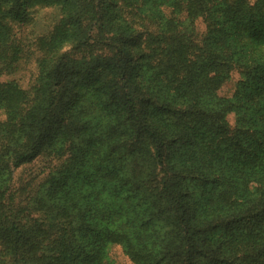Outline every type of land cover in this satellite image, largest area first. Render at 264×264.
I'll list each match as a JSON object with an SVG mask.
<instances>
[{"label": "trees", "instance_id": "trees-1", "mask_svg": "<svg viewBox=\"0 0 264 264\" xmlns=\"http://www.w3.org/2000/svg\"><path fill=\"white\" fill-rule=\"evenodd\" d=\"M113 245L264 264V0H0V264Z\"/></svg>", "mask_w": 264, "mask_h": 264}, {"label": "rangeland", "instance_id": "rangeland-1", "mask_svg": "<svg viewBox=\"0 0 264 264\" xmlns=\"http://www.w3.org/2000/svg\"><path fill=\"white\" fill-rule=\"evenodd\" d=\"M252 2L253 0H248ZM60 15L59 11L56 8H44L37 10L34 19V26L32 29L26 31L25 35L29 41L36 38V36L42 33H46L53 25L58 21ZM38 54L35 52L34 57L36 58ZM34 58L30 60L28 66H26L23 70H21L15 76H11L10 79L15 78L21 85H25L28 81V78L31 75H35V64ZM238 79V74L236 71H233L230 74L229 80L221 87L218 91L219 96L229 97L233 90L234 84ZM228 121L232 123V118L229 116ZM106 264H131L129 259L124 255L120 246H110L107 250V259Z\"/></svg>", "mask_w": 264, "mask_h": 264}]
</instances>
